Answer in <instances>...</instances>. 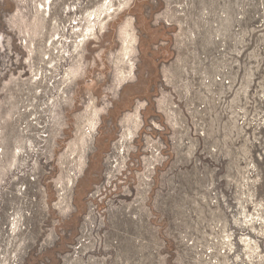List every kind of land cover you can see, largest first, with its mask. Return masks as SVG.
Instances as JSON below:
<instances>
[{
	"label": "rangeland",
	"instance_id": "374dc122",
	"mask_svg": "<svg viewBox=\"0 0 264 264\" xmlns=\"http://www.w3.org/2000/svg\"><path fill=\"white\" fill-rule=\"evenodd\" d=\"M0 264H264V0H0Z\"/></svg>",
	"mask_w": 264,
	"mask_h": 264
},
{
	"label": "bare ground",
	"instance_id": "6f19581e",
	"mask_svg": "<svg viewBox=\"0 0 264 264\" xmlns=\"http://www.w3.org/2000/svg\"><path fill=\"white\" fill-rule=\"evenodd\" d=\"M106 4H107V3H106ZM102 5H103V4H102ZM103 6H104V5H103ZM109 7H111L110 4H108V6L106 7L107 9H105V10H103V11H104V12H105L106 10L108 11ZM100 8H101V7H100ZM102 9H103V8H102ZM45 11H49V7H48V10L45 9ZM97 11H98V10H97ZM97 13H98V12H97ZM101 14H102V13H101ZM101 14H100V15H101ZM100 15H97V14H96V16H95V17L93 16V17H94L95 19H96V18L99 19V18H100ZM93 17H92V18H93ZM94 18H93V19H94ZM87 22H88V24L85 26V30L88 31V32L93 31V29H94L93 27H94V26H93V24H91L92 21H91V18H90L89 16L87 17ZM130 74H131V72H130ZM128 129H129V128H128ZM123 140H124V139H123ZM123 140H122V141H123Z\"/></svg>",
	"mask_w": 264,
	"mask_h": 264
}]
</instances>
